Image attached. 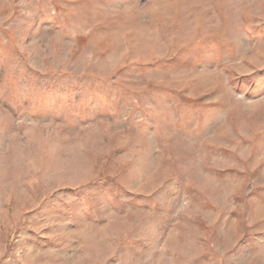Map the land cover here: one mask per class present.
I'll list each match as a JSON object with an SVG mask.
<instances>
[{
  "label": "rangeland",
  "instance_id": "374dc122",
  "mask_svg": "<svg viewBox=\"0 0 264 264\" xmlns=\"http://www.w3.org/2000/svg\"><path fill=\"white\" fill-rule=\"evenodd\" d=\"M0 264H264V0H0Z\"/></svg>",
  "mask_w": 264,
  "mask_h": 264
}]
</instances>
